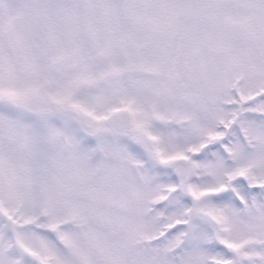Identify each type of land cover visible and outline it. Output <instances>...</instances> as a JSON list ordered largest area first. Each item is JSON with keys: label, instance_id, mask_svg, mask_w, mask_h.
<instances>
[{"label": "snow or ice", "instance_id": "1", "mask_svg": "<svg viewBox=\"0 0 264 264\" xmlns=\"http://www.w3.org/2000/svg\"><path fill=\"white\" fill-rule=\"evenodd\" d=\"M0 264H264V0H0Z\"/></svg>", "mask_w": 264, "mask_h": 264}]
</instances>
